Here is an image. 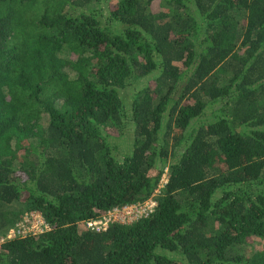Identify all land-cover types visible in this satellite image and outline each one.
<instances>
[{"label":"trees","instance_id":"16d2710c","mask_svg":"<svg viewBox=\"0 0 264 264\" xmlns=\"http://www.w3.org/2000/svg\"><path fill=\"white\" fill-rule=\"evenodd\" d=\"M0 264H264V0H0Z\"/></svg>","mask_w":264,"mask_h":264},{"label":"built area","instance_id":"2783aa9c","mask_svg":"<svg viewBox=\"0 0 264 264\" xmlns=\"http://www.w3.org/2000/svg\"><path fill=\"white\" fill-rule=\"evenodd\" d=\"M155 207H156V202L153 199H150L144 202L143 204L128 206L122 208L121 210L113 211V212H123L125 214L130 215L128 219H124V220L117 219L113 221L111 217L105 216L98 221H92L87 223L86 225L87 228L95 229L96 231H98L101 229H105L108 226V224L111 222L131 223L137 219L148 217L150 214L153 213ZM34 217H36L38 220L35 221L33 219ZM46 228L47 226L45 225L41 217L38 214L31 213L28 216H26L23 222L16 224L13 228L9 230L7 239L15 238L17 236L19 237L24 236L29 233L37 234L42 232ZM33 230H37V231H33Z\"/></svg>","mask_w":264,"mask_h":264},{"label":"rangeland","instance_id":"374dc122","mask_svg":"<svg viewBox=\"0 0 264 264\" xmlns=\"http://www.w3.org/2000/svg\"><path fill=\"white\" fill-rule=\"evenodd\" d=\"M153 9L154 10H157V6L154 5L153 6ZM149 82L150 81H148V80L145 79V80L139 81L138 83H134L130 87H128V89L123 93V100H124L125 105L126 106L129 105L130 102H131V100H132V98H133V95H135L138 92V90H140L142 88V86L147 85ZM117 143L118 144L119 143H123L122 146L125 148V151L123 153H121L120 151H118L119 152V155L121 156V155L127 154L129 152L132 144H133V133H132V130H130V128H129L125 132V134L123 135V137L117 141ZM107 216L111 217L113 219V221L114 220H117V219L124 220V219H128L130 217V215L125 214L123 212H113V213H111V214H109ZM25 218L26 217H23V220ZM33 219L35 221L38 220L36 217H34ZM33 231H37V230H33Z\"/></svg>","mask_w":264,"mask_h":264},{"label":"clouds","instance_id":"9594fccd","mask_svg":"<svg viewBox=\"0 0 264 264\" xmlns=\"http://www.w3.org/2000/svg\"><path fill=\"white\" fill-rule=\"evenodd\" d=\"M166 173H167V170L165 171V173L163 174V177H162V179H161V182H160V184H159V186H158V188L156 189V191H155V194L150 198V199H153L154 201H155V197H156V195L159 193V191L161 190V188H163V186L166 184V182H167V179H166ZM149 199V200H150ZM148 201V200H147ZM146 202V201H145ZM156 202V201H155ZM143 204V203H142ZM40 216V215H39Z\"/></svg>","mask_w":264,"mask_h":264}]
</instances>
